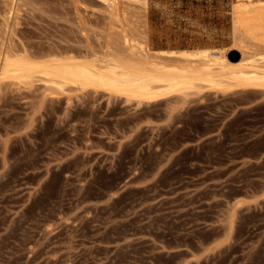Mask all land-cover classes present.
<instances>
[{"label":"rangeland","instance_id":"rangeland-1","mask_svg":"<svg viewBox=\"0 0 264 264\" xmlns=\"http://www.w3.org/2000/svg\"><path fill=\"white\" fill-rule=\"evenodd\" d=\"M12 1L0 0L2 48L87 51L109 32L102 0ZM236 1L264 3L129 11L153 52L230 60ZM37 79L0 83V264H264V89L137 105Z\"/></svg>","mask_w":264,"mask_h":264},{"label":"bare ground","instance_id":"bare-ground-1","mask_svg":"<svg viewBox=\"0 0 264 264\" xmlns=\"http://www.w3.org/2000/svg\"><path fill=\"white\" fill-rule=\"evenodd\" d=\"M102 1L109 32L98 49L88 43L87 51L32 54L0 47V83L30 85L38 78L53 93L76 86L137 105L168 97L171 101L177 94L183 100L206 89H264V3L234 2L233 44L240 52L234 62L221 50L193 49L170 56L153 52L146 18L129 11L135 1L146 13L147 0Z\"/></svg>","mask_w":264,"mask_h":264},{"label":"water","instance_id":"water-1","mask_svg":"<svg viewBox=\"0 0 264 264\" xmlns=\"http://www.w3.org/2000/svg\"><path fill=\"white\" fill-rule=\"evenodd\" d=\"M238 57H239V53H238L237 51L232 52V53L230 54V60H232V61L237 60Z\"/></svg>","mask_w":264,"mask_h":264}]
</instances>
